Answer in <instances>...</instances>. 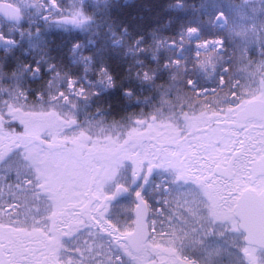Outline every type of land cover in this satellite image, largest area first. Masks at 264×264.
I'll use <instances>...</instances> for the list:
<instances>
[{
  "label": "snow or ice",
  "instance_id": "1",
  "mask_svg": "<svg viewBox=\"0 0 264 264\" xmlns=\"http://www.w3.org/2000/svg\"><path fill=\"white\" fill-rule=\"evenodd\" d=\"M30 16L79 30L94 20L60 0H0V28L38 35ZM213 23L227 24L225 12ZM0 42L18 43L4 31ZM169 47L166 82L158 69L136 74L154 102L110 121L101 107L87 111L101 90L58 71L25 88L39 62H0V264H264V19L228 40L190 25ZM96 76L103 91L117 87L108 67Z\"/></svg>",
  "mask_w": 264,
  "mask_h": 264
},
{
  "label": "trees",
  "instance_id": "2",
  "mask_svg": "<svg viewBox=\"0 0 264 264\" xmlns=\"http://www.w3.org/2000/svg\"><path fill=\"white\" fill-rule=\"evenodd\" d=\"M210 1L180 0L182 7L178 6L177 0H106L101 4L95 10L98 12L97 17L102 21L100 28L89 31L85 36L79 33L78 39L72 40V45L83 42L85 55L91 57L87 60L91 68L108 67L117 82L115 89H109L99 97L93 96L92 105L100 106L104 112H109L112 117L119 119L125 111L137 106L136 97L141 98V103L144 102L147 87L135 81L137 76L134 67L139 65L140 72L145 69H158L156 80L164 81L170 73L160 66L177 52L175 48L169 47V41L172 39L178 41L182 30L187 26H199L203 37L223 36L228 40V29H219L213 25L216 13L226 11L219 4L211 5ZM60 3L63 7L62 0ZM125 27L128 29L127 32L123 30ZM2 31L7 35H13L16 40L19 39L17 33H11L6 29ZM140 36L144 39L140 45H136L135 41ZM156 41H163L158 51ZM189 46H185L181 59L191 58L194 49L193 47L188 49ZM231 46L229 44V47ZM140 47L149 50L140 52ZM153 52L159 57L158 60L152 59ZM25 60L27 63L36 64L27 57ZM9 62L10 60L8 65L11 64ZM44 72L45 66L41 65V73ZM69 76L78 80L82 78L75 71L70 72ZM31 82L34 86H40L42 80L40 78ZM83 86L90 88L86 84ZM126 88L132 89L134 93L132 97L123 94V89Z\"/></svg>",
  "mask_w": 264,
  "mask_h": 264
},
{
  "label": "rangeland",
  "instance_id": "3",
  "mask_svg": "<svg viewBox=\"0 0 264 264\" xmlns=\"http://www.w3.org/2000/svg\"><path fill=\"white\" fill-rule=\"evenodd\" d=\"M63 7L65 9H75L80 6H83L85 10L94 16L93 22L86 25L85 30L73 29L71 27L64 28V27H57L56 25H52L51 27H47L44 22L39 20V17L30 16L29 18L35 19L37 22L33 25V33H35V28L39 27L41 29L40 33L33 34L31 37L25 35L23 38L20 37L19 33V41L15 47L11 45H5L4 43L0 42V61L5 63L9 69L13 68H22L24 64H27L26 57L29 61H35V63L39 62V66H45L44 74L40 73L37 77L33 78L29 75L28 72H25L24 75L21 77V85L25 88L31 86L32 88H42L46 85L47 81L53 77L55 72H60L65 77L70 75V72L77 73L78 75L82 76L81 79H77L79 84L81 85H88L89 91L95 89L101 90L102 94L106 91L102 90V86L96 84L95 81L97 80L96 73L99 69L91 68L89 66L90 62L83 59L85 57V49L83 46V42H80V48L74 49V44L72 45V40L78 39L77 35L79 33L82 36H85L89 31L96 29L97 27L100 28L102 21L100 17H97L98 12L95 11L101 4L106 2V0H62ZM14 3H18L19 0H13ZM208 3V2H207ZM211 5L219 4L225 11L226 16L228 17V23L223 24H214L215 26L219 27V29H230L232 30H243L247 25L258 22L260 19H264V14L261 16H257L255 9H258L260 6L264 5V0H211ZM2 18H0V23H2ZM6 29L8 31V26L5 24L4 27L0 28V31ZM229 33V32H228ZM76 37V38H74ZM192 46H189L188 49H191ZM11 49V51H8ZM16 49V50H15ZM24 50L23 52L21 50ZM252 55L256 56V50H252ZM181 57V56H180ZM8 60H10L8 65ZM56 61V63H55ZM64 62L66 65H64ZM55 64L56 68L49 72L48 65ZM135 76L138 72H140L141 68L139 65L134 67ZM42 80L40 86H37L31 82L35 79ZM139 83L142 86L147 87V95L149 97L147 101L137 103V106L131 108L127 111H134L138 110L143 107L145 110L154 102L156 96L154 94V89L152 85L145 83L141 79L136 77ZM169 79V76L166 77L164 81H157L159 83L166 82ZM82 81V82H81ZM88 81H92L93 83L90 84ZM55 83L61 87L64 86L66 83V79L61 81L57 79ZM36 84V83H35ZM108 91V90H107ZM93 98V97H92ZM92 98L90 100V107L87 108V111L94 112L97 106L92 105ZM75 100L76 97H73ZM83 105L85 102L80 101ZM100 107V106H99ZM101 115L108 117L110 121L113 117L109 112H102ZM100 117L97 116L95 119H99ZM118 119V118H116ZM120 119V118H119Z\"/></svg>",
  "mask_w": 264,
  "mask_h": 264
},
{
  "label": "water",
  "instance_id": "4",
  "mask_svg": "<svg viewBox=\"0 0 264 264\" xmlns=\"http://www.w3.org/2000/svg\"><path fill=\"white\" fill-rule=\"evenodd\" d=\"M249 218L253 223L257 222V213L254 207L249 209Z\"/></svg>",
  "mask_w": 264,
  "mask_h": 264
}]
</instances>
